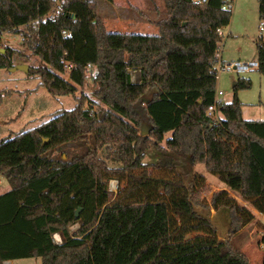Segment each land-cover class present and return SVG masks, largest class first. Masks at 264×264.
Instances as JSON below:
<instances>
[{
  "label": "trees",
  "instance_id": "16d2710c",
  "mask_svg": "<svg viewBox=\"0 0 264 264\" xmlns=\"http://www.w3.org/2000/svg\"><path fill=\"white\" fill-rule=\"evenodd\" d=\"M58 1L0 0V34H18L41 61L28 73L51 95L76 99L72 109L0 140V175L12 185L0 194V262L37 256L41 264H252L219 238L210 209L228 211L237 228L254 212L226 188L203 200L202 174L162 163L166 156L183 160L181 168L184 158L201 163L264 214V120L242 118L237 98L249 81L234 84L219 119L206 114L216 93L218 29L232 16L222 8L227 0H163L155 34L106 30L93 0H61L53 18L42 20ZM258 12L264 29V0ZM256 49L264 74L261 37ZM14 56L26 60L0 48V68L13 67ZM129 69L139 70V83ZM88 74L95 75V110L87 95H76ZM150 149L155 163L143 162ZM114 178L119 185L111 193ZM261 243L264 264V234Z\"/></svg>",
  "mask_w": 264,
  "mask_h": 264
},
{
  "label": "rangeland",
  "instance_id": "374dc122",
  "mask_svg": "<svg viewBox=\"0 0 264 264\" xmlns=\"http://www.w3.org/2000/svg\"><path fill=\"white\" fill-rule=\"evenodd\" d=\"M61 1V0H60ZM58 1V3H60ZM96 14L106 30L121 33H146L154 34L157 31L155 22L165 16V5L163 0H93ZM232 16L229 25L223 29V38L218 49V63L216 64L217 81L216 91L221 90L219 99L224 103L232 102L233 86L237 81L247 80L249 86L237 90V98L241 104L242 118L247 120H264V74L256 67L258 38L264 40V30L260 29L258 12V0H232ZM57 3L55 4V6ZM231 32V33H230ZM11 47L19 53L26 54V60L14 56L13 67L19 64L39 65L41 61L31 55L21 44L18 34L4 31L0 34V48L4 50ZM2 51V50H1ZM221 55V57H220ZM232 62L236 68H227L226 64ZM246 64L245 67L240 65ZM132 81L139 73L137 69L128 70ZM93 74V71H91ZM139 75V74H138ZM68 79V72L61 74ZM84 84L77 86L76 95L85 94L92 108L98 109V104L93 102V82L88 74ZM137 83V81H134ZM40 78L22 69L11 70V68H0V140L13 136L15 133L34 128L49 119L55 112L63 109H72L76 105V99L72 94L51 95L41 85ZM88 104V105H89ZM221 114H214L215 120ZM171 136V132L164 134L162 145ZM155 150L146 152L143 162L155 163L158 158L154 155ZM103 155V153L101 152ZM172 156L162 158L165 166H174L179 172L200 173L204 176L208 189L201 192L202 199L210 200L214 192L226 188L229 194L241 204L247 206L254 212V219L243 228L234 226V217L228 211H215L210 209V218L216 226L220 239L228 240L231 246L243 252L252 264H261L263 245L261 238L264 234V214L257 212L248 202L243 201L237 193L228 189L216 176L209 174L201 163L190 165L184 158ZM149 171H152L150 168ZM188 171V172H187ZM0 194L12 188L10 180L0 175ZM11 185V188L8 186ZM118 179H111L108 190L111 193L117 191ZM263 185V184H261ZM78 223L69 227L75 230ZM56 243L60 242L58 233L53 234ZM0 264H5L4 261ZM11 264H41L39 257L14 259Z\"/></svg>",
  "mask_w": 264,
  "mask_h": 264
},
{
  "label": "built area",
  "instance_id": "2783aa9c",
  "mask_svg": "<svg viewBox=\"0 0 264 264\" xmlns=\"http://www.w3.org/2000/svg\"><path fill=\"white\" fill-rule=\"evenodd\" d=\"M195 4H199V3H203V2H206V0H192ZM61 7V4L60 3H57V5L50 11L49 14L47 15H44L42 17V20H45V18H53L55 12L57 10H59ZM223 9H232L233 8V3H232V0H227L226 3H224V5L222 6ZM261 30H263V28L261 27ZM219 32H221V29L219 28L218 29ZM62 34H67V32L65 30H62L61 31ZM68 35H70V33H68ZM233 63H229V64H226L227 68H230V67H233ZM88 68H90V64L87 65ZM92 78H95V75L92 76ZM222 94V91L221 90H218L216 91L215 93V99H214V102L208 106L207 108V111H206V114L207 116H209L210 118H214V114L216 112H218L219 108L224 104V102H222L218 97L219 95Z\"/></svg>",
  "mask_w": 264,
  "mask_h": 264
},
{
  "label": "water",
  "instance_id": "95a60500",
  "mask_svg": "<svg viewBox=\"0 0 264 264\" xmlns=\"http://www.w3.org/2000/svg\"><path fill=\"white\" fill-rule=\"evenodd\" d=\"M1 50H2V52H4L3 49H1ZM241 66H242V67H245L246 64H243V65H241ZM241 66H240V67H241ZM236 67H237L236 65H233V68H236ZM15 69H22V70H24L25 72H28V65H26V64H19V65H16V66H14V67H11V70H15ZM143 133H146V130H143V131H142V134H143ZM47 140H48V139H44V141H47ZM79 211H80V208L76 210V212H75L76 216H78Z\"/></svg>",
  "mask_w": 264,
  "mask_h": 264
},
{
  "label": "crops",
  "instance_id": "0c3cea01",
  "mask_svg": "<svg viewBox=\"0 0 264 264\" xmlns=\"http://www.w3.org/2000/svg\"><path fill=\"white\" fill-rule=\"evenodd\" d=\"M224 29V28H223ZM223 29H221V33H222V35H223ZM260 29H261V26H260ZM264 30V29H263ZM231 33V32H230ZM155 34V33H154ZM220 57H221V55H220ZM217 58H218V54H217ZM230 63H232V62H230ZM227 64H229V63H227ZM241 66V65H240ZM242 67V66H241ZM139 74V75H138ZM138 74H136L135 76H134V81H137V83H139L140 82V73H138ZM130 77H131V75H130ZM132 80V79H131ZM134 81H132V82H134ZM135 83V82H134ZM2 180H4V181H6V182H8L7 180L8 179H2ZM0 181H1V179H0ZM10 188H11V185H8ZM30 258V257H29ZM14 259H9V260H4V263L5 264H11V262L13 261Z\"/></svg>",
  "mask_w": 264,
  "mask_h": 264
}]
</instances>
